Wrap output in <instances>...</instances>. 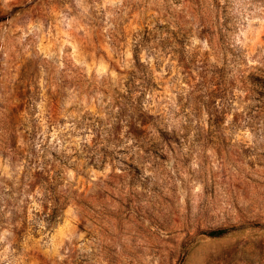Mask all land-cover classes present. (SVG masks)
<instances>
[{
    "label": "rangeland",
    "instance_id": "374dc122",
    "mask_svg": "<svg viewBox=\"0 0 264 264\" xmlns=\"http://www.w3.org/2000/svg\"><path fill=\"white\" fill-rule=\"evenodd\" d=\"M0 264H264V0H0Z\"/></svg>",
    "mask_w": 264,
    "mask_h": 264
},
{
    "label": "trees",
    "instance_id": "16d2710c",
    "mask_svg": "<svg viewBox=\"0 0 264 264\" xmlns=\"http://www.w3.org/2000/svg\"><path fill=\"white\" fill-rule=\"evenodd\" d=\"M57 212H58V208L56 207V208L53 209L52 213L48 214V219H49L50 222L53 221L56 218V213ZM227 230L228 229H226V228H220V229H216V230H211L207 234L211 235V236H219V235H222V234L226 233Z\"/></svg>",
    "mask_w": 264,
    "mask_h": 264
}]
</instances>
